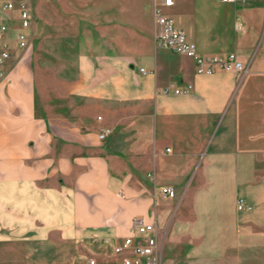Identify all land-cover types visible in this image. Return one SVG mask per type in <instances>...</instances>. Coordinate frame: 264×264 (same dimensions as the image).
I'll use <instances>...</instances> for the list:
<instances>
[{"label": "crops", "instance_id": "1", "mask_svg": "<svg viewBox=\"0 0 264 264\" xmlns=\"http://www.w3.org/2000/svg\"><path fill=\"white\" fill-rule=\"evenodd\" d=\"M11 1L0 0V264L118 263L110 244L137 216L163 235L161 264H264V0L163 8L199 53L236 52L243 77L197 74L155 47L152 0L48 3L43 36L76 45L73 73L47 81L18 41L36 22L22 28ZM169 83L192 89L161 92Z\"/></svg>", "mask_w": 264, "mask_h": 264}, {"label": "built area", "instance_id": "2", "mask_svg": "<svg viewBox=\"0 0 264 264\" xmlns=\"http://www.w3.org/2000/svg\"><path fill=\"white\" fill-rule=\"evenodd\" d=\"M5 1V8L13 9L14 3L10 0ZM223 3H235L237 1L250 0H219ZM174 0H152L153 4V42L155 47H166L172 52L184 55L194 60L195 72L197 74H212L218 69L233 72L239 77L247 71V65L241 60L236 52H229L225 55H205L197 51L196 45L189 40L183 30L178 28L174 20L163 13L164 7H169ZM21 27L27 29L32 22V16L26 7V0H18ZM7 30L5 24L0 23V38ZM28 34L21 31L18 34L19 46L27 47ZM9 56L6 50L0 52V65ZM145 72V68H140ZM3 72L0 70V77ZM191 84L180 87L175 83H169L161 89V92H173L175 94L190 92ZM109 132L104 129L99 135V139H103ZM163 196L174 197L175 192L170 187H162ZM238 210H250L244 199L239 198L236 201ZM111 251L119 257L118 263L111 264H161L163 235L158 234V228L154 219H145L144 217H134L131 222L129 234L122 238L121 241L111 243ZM87 264H97L93 258L86 260Z\"/></svg>", "mask_w": 264, "mask_h": 264}, {"label": "rangeland", "instance_id": "3", "mask_svg": "<svg viewBox=\"0 0 264 264\" xmlns=\"http://www.w3.org/2000/svg\"><path fill=\"white\" fill-rule=\"evenodd\" d=\"M11 1V0H10ZM103 2L107 0H26V7L31 13L32 22L35 21L36 26L33 30H29L28 42L25 50L31 57L34 69L39 75V79L43 81L56 77L59 73L69 76L73 73L74 59L70 56L71 51L76 45L71 41H57V37L43 36L41 27V17L43 12L50 13L52 18L57 17L56 10H43L48 3H85V2ZM166 11V9H164ZM73 54V53H72ZM70 56V57H69ZM63 73V74H62ZM57 79V78H56Z\"/></svg>", "mask_w": 264, "mask_h": 264}]
</instances>
